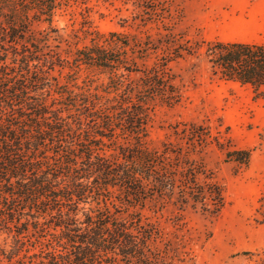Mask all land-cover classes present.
<instances>
[{
  "label": "rangeland",
  "instance_id": "obj_1",
  "mask_svg": "<svg viewBox=\"0 0 264 264\" xmlns=\"http://www.w3.org/2000/svg\"><path fill=\"white\" fill-rule=\"evenodd\" d=\"M58 4L50 24L34 11L26 19L2 9L25 24L42 61L57 63L42 75L47 103L65 115L91 102L142 104L147 134L117 130L98 143V152L120 163L122 148L138 147L153 161L145 169L169 188L137 204L122 188L109 187L92 207L154 231L150 247L159 264H264V93L214 76L206 54L217 42L264 45V0ZM94 47L120 59L119 67L76 61ZM155 72L170 88L147 89ZM242 152L251 154L247 164L237 160ZM12 242L13 234L0 231L1 245Z\"/></svg>",
  "mask_w": 264,
  "mask_h": 264
},
{
  "label": "trees",
  "instance_id": "obj_2",
  "mask_svg": "<svg viewBox=\"0 0 264 264\" xmlns=\"http://www.w3.org/2000/svg\"><path fill=\"white\" fill-rule=\"evenodd\" d=\"M58 6V0H0L6 17L0 23V231L13 234L10 247L0 244V264H159L150 247L154 231L92 207L109 187L122 188L137 204L169 189L145 169L153 161L138 147L122 148L120 163L98 152V143L117 130L145 136L144 106L124 98L109 107L86 103L70 115L52 108L42 75L56 61H42L25 24L2 12L9 7L28 19L34 11L50 24ZM206 54L214 76L264 93V45L217 42ZM76 61L104 69L121 64L101 47L80 51ZM159 76L153 74L148 90L170 88ZM239 154L240 163L250 161L249 152Z\"/></svg>",
  "mask_w": 264,
  "mask_h": 264
}]
</instances>
